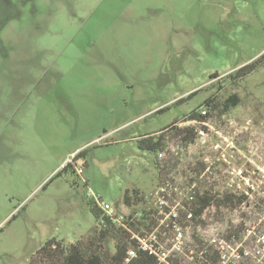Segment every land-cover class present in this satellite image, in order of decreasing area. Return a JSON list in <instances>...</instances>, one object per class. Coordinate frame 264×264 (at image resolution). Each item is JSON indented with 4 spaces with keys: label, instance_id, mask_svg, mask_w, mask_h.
Segmentation results:
<instances>
[{
    "label": "rangeland",
    "instance_id": "rangeland-1",
    "mask_svg": "<svg viewBox=\"0 0 264 264\" xmlns=\"http://www.w3.org/2000/svg\"><path fill=\"white\" fill-rule=\"evenodd\" d=\"M263 53L264 0H0V264H29L51 239L88 242L84 196L135 224L122 196L138 190L156 208V165L172 196L160 204L180 206L196 162L213 184L252 186L247 205L208 210L203 228L218 238L226 222L244 226L253 250L264 236V62L237 85L226 76ZM231 94L238 105L207 126L185 122ZM174 121L204 134L185 147L163 133L162 159L137 149ZM161 237L166 249L174 231ZM101 251L111 255V242Z\"/></svg>",
    "mask_w": 264,
    "mask_h": 264
},
{
    "label": "trees",
    "instance_id": "trees-1",
    "mask_svg": "<svg viewBox=\"0 0 264 264\" xmlns=\"http://www.w3.org/2000/svg\"><path fill=\"white\" fill-rule=\"evenodd\" d=\"M262 62H264V53L254 61L235 70L233 74H228L226 79L237 85L239 80L253 72ZM210 77H218V75L213 73ZM237 105L238 97L236 94L217 99L213 96L204 100L201 105V108L205 109L203 110L205 114L193 111L185 118V122L195 121L199 125V123L205 122L209 118L210 113L216 112L222 115ZM180 123L181 121H174L170 126L163 128L158 136L147 135L141 137L136 141L137 149L141 152L153 154L156 158L158 153L164 151L165 140L163 133L167 131L173 133L174 138H178L183 146L190 145L194 142L198 133L191 127L178 128L177 125ZM156 166V188L158 189V196L156 201H154L155 205H157L156 208L152 207L138 190L125 191L121 199L123 204L127 207H137L138 210L136 212L139 214L137 222L135 224L128 223V229L126 230L104 217L94 200L84 196L85 204L95 222L93 236L84 244L80 241H76L73 244H64L55 239L48 240L31 258L29 264H181L178 258H171V255L166 258L165 263H159L154 255L142 250L137 239L133 238L135 236L142 239L154 233L158 243H161L162 234L166 235L169 232H173L171 228L173 221L164 219L169 208L160 204L161 201L162 203L170 201L168 199V195L171 194L168 189L169 180L166 179L165 174H163L158 165ZM190 166H187L189 175L186 177L184 185L180 186V189L186 194L181 198V209L177 210L178 223L179 220H183L181 224L184 223L186 215L190 214L192 219L188 222L195 225L203 224L202 217L208 210L213 209L217 214L223 210L233 211L246 202L247 198L232 194L230 188L224 187L223 183L213 184L206 171L207 168L208 170L210 169L207 164L196 162L192 167ZM67 168H70L71 173L75 174L74 165L72 167L70 164H66L62 171ZM59 174L58 172L57 175ZM175 185L174 181V189ZM192 185L193 188L190 189ZM173 187L171 188L173 189ZM169 196L172 199V196ZM190 238L192 239L191 249L194 259L192 264H216L208 252L201 253V257L203 256L204 259L199 260L198 254L202 251L203 244L199 242L200 240L194 233L190 234ZM106 241H110L112 244L111 255H104L103 251H101L102 245ZM129 251L134 253L132 258H128Z\"/></svg>",
    "mask_w": 264,
    "mask_h": 264
},
{
    "label": "built area",
    "instance_id": "built-area-1",
    "mask_svg": "<svg viewBox=\"0 0 264 264\" xmlns=\"http://www.w3.org/2000/svg\"><path fill=\"white\" fill-rule=\"evenodd\" d=\"M201 113L205 114V112H201ZM188 123H193V125L194 124L198 125V123H196L195 121H189ZM199 125L207 126L206 121L199 123ZM197 133L202 136L204 134V131H200ZM165 153H166V149L158 153L157 157L159 159H162L163 157H165ZM206 171H208V168ZM81 173H82L81 169L75 168V174L78 177L81 176ZM237 173L239 175V180L244 181L245 178L241 176V174L243 175V172L239 171ZM192 188H193V185L190 187V189ZM251 188L252 186L249 185L245 190H242L241 192L230 190V192L232 194H235L236 196H243L247 198L246 202L237 208H241L249 203V199L252 194L250 190ZM89 197L94 200V202L97 204L98 209L103 213L104 217L108 218L113 223L120 225L123 229H126V230L128 229L129 221L127 219L124 220L123 217H116L114 214L113 208L108 203H105L104 201H102L100 197H97L94 195H90ZM168 199H171V197L168 196ZM262 201L264 203V200ZM178 207L180 206L175 207V205H173V207L169 208L168 213L165 214V217H164V219H170L173 221L171 228L174 231V239L169 245H167L166 249H164L161 246V244L158 243L154 233H151L150 235H148V237L142 238V239L133 236V238L137 239L140 248L144 251H147L150 255H154L159 261V263H165L166 258L171 255V258L172 257L178 258L181 264H192L194 259L192 257V254H193V251L191 249L192 239L190 238V235L188 236V240L190 242L189 246L180 247L179 244L181 243V237L183 233L186 230H188V228L189 229L193 228L195 229V231L193 230V233L200 240L199 242L203 244L202 251L198 254L199 260H202L203 258V256L201 257V253L203 254V253L208 252L211 255L212 260H215L216 264H264V236L263 235H261V237L257 236L255 238L257 239V245L255 246L253 250H250L245 247L248 241L247 238H251V236H249L251 232L249 231L247 232L244 226H242V228L241 226L239 227L240 231L242 229L241 231L242 234L240 233L237 234L235 231L232 230V228L234 227L233 222L232 221L226 222L225 224V227L227 230L226 235L221 236V237L218 236L217 238L211 234L213 231H217V229L210 228L209 230H207L203 228L205 226L204 223L195 225L193 223L188 222L189 220L192 219L190 214L186 215L184 223L181 224L183 220L182 221L179 220V223H178L177 222ZM202 219L204 220L203 217ZM240 225L242 224L240 223ZM187 234L189 233L187 232ZM205 235H207V238L205 237ZM133 256H134V253L132 251H129L128 258H132Z\"/></svg>",
    "mask_w": 264,
    "mask_h": 264
}]
</instances>
